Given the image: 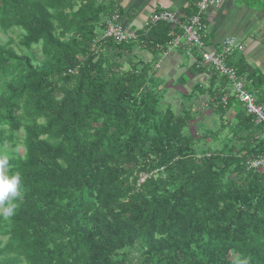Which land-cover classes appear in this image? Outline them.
Listing matches in <instances>:
<instances>
[{"label":"trees","instance_id":"1","mask_svg":"<svg viewBox=\"0 0 264 264\" xmlns=\"http://www.w3.org/2000/svg\"><path fill=\"white\" fill-rule=\"evenodd\" d=\"M121 9L0 0V30L21 32L20 51L0 42V145L22 146L3 171L23 184L0 214V264H264V168L248 167L264 125L228 77L198 68L197 49L209 86L167 102L156 63L183 29L160 22L119 43L105 33ZM196 12L194 0L181 24ZM203 95L220 127L191 134Z\"/></svg>","mask_w":264,"mask_h":264},{"label":"crops","instance_id":"2","mask_svg":"<svg viewBox=\"0 0 264 264\" xmlns=\"http://www.w3.org/2000/svg\"><path fill=\"white\" fill-rule=\"evenodd\" d=\"M116 1L122 8L120 15L123 29L128 33L139 35L140 32L146 30L153 14L176 11L181 17L185 16L194 0ZM207 24V31L204 34L206 50L219 53L226 39H235L243 50H237L231 55L230 60L227 58V65L236 70L238 65L243 69L246 68L248 75L254 72L260 76L258 80L262 86H256V88L253 87L248 76L243 77L246 79L248 89L254 92L252 93L256 98L264 96V0H221L219 6L212 7L208 11ZM134 56L138 60L143 59L145 63L152 62V55L141 51L137 46L134 49ZM197 62L198 55L195 52H189L182 46L170 45L156 63L158 77L168 90L166 94L169 95L171 87H178L175 89L180 96V103L177 107H180L183 96L189 94L195 87L209 86L210 76L194 70L193 66ZM208 99L207 95L200 96L194 111L197 113V118L200 117L198 119H203L204 122L211 119L212 124L209 127H206L208 123L199 125L195 134L204 133L207 129L216 130L220 127L218 117L208 107ZM205 111L209 113L205 115ZM228 118L233 120L234 112L228 114Z\"/></svg>","mask_w":264,"mask_h":264},{"label":"built area","instance_id":"3","mask_svg":"<svg viewBox=\"0 0 264 264\" xmlns=\"http://www.w3.org/2000/svg\"><path fill=\"white\" fill-rule=\"evenodd\" d=\"M220 3L221 0H198L197 12L184 25L181 24V16L176 11H163L153 14L147 24V28H151L160 22L180 25L183 29V34L176 36L172 45L185 47L189 52L197 49L202 57V62L198 64V68H203L208 73L214 70L228 77L232 87L230 95L243 104L247 116L252 117L255 124L264 125V103H259L255 95L248 90L246 79L239 76L236 69L227 65V58L237 50L242 51L243 47L235 39L229 38L223 43L221 52L215 53L206 50L203 38L208 26L207 13L212 7L219 6ZM105 37L119 43L138 39L137 34L128 33L123 29L121 18L118 15H113L109 20ZM227 98L228 95L223 98V102H226ZM248 167L249 169H263L264 157L248 162Z\"/></svg>","mask_w":264,"mask_h":264},{"label":"clouds","instance_id":"4","mask_svg":"<svg viewBox=\"0 0 264 264\" xmlns=\"http://www.w3.org/2000/svg\"><path fill=\"white\" fill-rule=\"evenodd\" d=\"M9 167L7 157L0 158V214L9 218L16 208L15 200L23 196L22 176L19 172L7 174L3 170Z\"/></svg>","mask_w":264,"mask_h":264},{"label":"rangeland","instance_id":"5","mask_svg":"<svg viewBox=\"0 0 264 264\" xmlns=\"http://www.w3.org/2000/svg\"><path fill=\"white\" fill-rule=\"evenodd\" d=\"M20 37H21L20 30H12V31H9L8 33H3L0 30V42H3V43L11 42L12 46H14L19 51L21 50L20 49ZM39 58H40V56H39ZM175 89H178V87L174 86V87H171L169 89L170 93H169V95H167L166 101L171 102L175 106H178L180 103V101H179L180 96L176 93ZM204 107L207 108L206 106H204ZM207 113H209V111H205V115H207ZM198 118H200V117H198ZM198 118H197V120H195L196 122L193 123L190 127L189 131L191 134L197 133L196 132L197 127H199V125H204V123H208V125L206 127H209L212 124L211 119H208L204 122L203 119H198ZM199 132H201V131H199ZM7 146L8 147H2L0 145V158L7 157L9 159V158L13 157L16 152H18L19 150H22L21 142L19 143V146H16V147L11 146V145H7Z\"/></svg>","mask_w":264,"mask_h":264}]
</instances>
